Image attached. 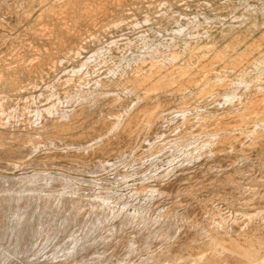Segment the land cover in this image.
Segmentation results:
<instances>
[{
    "label": "rangeland",
    "instance_id": "rangeland-1",
    "mask_svg": "<svg viewBox=\"0 0 264 264\" xmlns=\"http://www.w3.org/2000/svg\"><path fill=\"white\" fill-rule=\"evenodd\" d=\"M7 207L59 213L14 264L54 260L75 213L70 264H170L264 228V0H0Z\"/></svg>",
    "mask_w": 264,
    "mask_h": 264
},
{
    "label": "bare ground",
    "instance_id": "bare-ground-1",
    "mask_svg": "<svg viewBox=\"0 0 264 264\" xmlns=\"http://www.w3.org/2000/svg\"><path fill=\"white\" fill-rule=\"evenodd\" d=\"M131 134V127L128 125L124 135L131 136ZM214 144L217 151H223L228 145H231V142L222 137ZM49 201L52 205L60 204L57 198L47 200V202ZM50 209L45 211L46 214L43 217L33 218V220L21 213L13 217V212L8 207L0 210V250L6 253L0 258V264H14L9 261L11 260L10 253L21 251L24 253L22 257L30 255L33 257L38 253L37 251H40V245L32 250L31 242H47L49 240V236L52 234L49 231L56 227L59 217V213H53L56 219L48 217L49 222H53V224H47V215L51 213ZM76 215L78 214L75 213L66 220L65 225L70 223V226L65 228L66 230L63 231L65 233L61 232L60 237L55 239L54 260H27L21 264H70L60 258L71 249L78 239L76 234L78 227L76 226L79 224H77L79 218ZM44 217L45 219H43ZM47 225L51 227L49 228ZM217 237L214 241H205L200 245L188 242L186 252L170 264H264V228H261L259 223L246 222L237 233L229 236L220 234ZM161 264L169 263L162 262Z\"/></svg>",
    "mask_w": 264,
    "mask_h": 264
}]
</instances>
